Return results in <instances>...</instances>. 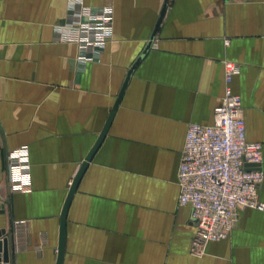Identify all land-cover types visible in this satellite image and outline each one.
Here are the masks:
<instances>
[{
  "label": "crops",
  "instance_id": "obj_1",
  "mask_svg": "<svg viewBox=\"0 0 264 264\" xmlns=\"http://www.w3.org/2000/svg\"><path fill=\"white\" fill-rule=\"evenodd\" d=\"M74 1L0 0V230L13 263L57 264L70 189L133 69L70 203L63 264H264V209L239 208L228 237L193 253L178 182L189 125L215 121L226 60L264 149V0H82L113 8V35L88 61L59 31Z\"/></svg>",
  "mask_w": 264,
  "mask_h": 264
},
{
  "label": "built area",
  "instance_id": "obj_2",
  "mask_svg": "<svg viewBox=\"0 0 264 264\" xmlns=\"http://www.w3.org/2000/svg\"><path fill=\"white\" fill-rule=\"evenodd\" d=\"M72 13L69 23L59 29L61 37L79 45L82 60H92L113 35V8L75 0ZM224 67V97L215 121L189 125L178 171L179 202L191 205L196 225L195 254H202L206 243L229 236L239 208L264 209L263 144L248 139L242 97L233 89L240 64L226 60ZM19 183L20 188L22 180Z\"/></svg>",
  "mask_w": 264,
  "mask_h": 264
},
{
  "label": "water",
  "instance_id": "obj_3",
  "mask_svg": "<svg viewBox=\"0 0 264 264\" xmlns=\"http://www.w3.org/2000/svg\"><path fill=\"white\" fill-rule=\"evenodd\" d=\"M166 8H167V2L165 3V5H164V7L162 9L161 17L159 19V22L157 24L156 31H155L154 34H156V32H157V29H158V27H159V25L161 23V20H162L163 15H164V13L166 11ZM151 44H152V42L149 43L147 49L150 48ZM142 56L140 57L138 62L141 60ZM132 71H133V69H132ZM132 71L130 72V74H129V76H128L125 84H124V87H123V89H122V91H121V93L119 95L118 101H117L113 111L111 112V114L109 116V119H108V121L106 123L105 128L103 129V131H102L97 143L94 145V147L90 151L89 155L87 156L86 160L84 161V163L82 164L81 168L79 169V171H78V173H77V175H76V177L74 179V182L72 184V187L70 189V192H69V195L67 197V200H66V203L64 205L63 212H62V216H61L62 222H61L60 243H59V253H58L57 264H63L64 254H65V244H66L67 214H68V209H69L70 203L72 201L73 195H74L75 191L77 190L79 182H80V180H81V178L83 176V173L85 172L90 160L92 159L93 155L95 154L96 150L101 145L103 139L105 138V136H106V134L108 132V129H109V127H110V125H111V123L113 121V118L115 116V112L117 110L119 102H120V100H121V98H122V96L124 94V91H125V89L127 87L128 82H129V78H130V75H131ZM5 233H6V231L4 229L0 230V264H14L13 261H12L13 254H14L13 240H12V237H9ZM11 249H12V254H11Z\"/></svg>",
  "mask_w": 264,
  "mask_h": 264
}]
</instances>
